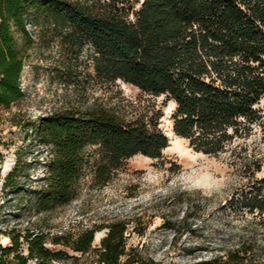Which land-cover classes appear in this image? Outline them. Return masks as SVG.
Listing matches in <instances>:
<instances>
[{
  "label": "trees",
  "instance_id": "obj_1",
  "mask_svg": "<svg viewBox=\"0 0 264 264\" xmlns=\"http://www.w3.org/2000/svg\"><path fill=\"white\" fill-rule=\"evenodd\" d=\"M135 3H139L138 6ZM0 0V104L23 97L20 86L25 52L33 42L27 24L50 29L71 47L90 45L96 77L122 79L154 96L176 103L173 132L195 151L219 155L230 151L233 163L254 176L261 169L255 155L243 154L258 125L264 131V0ZM132 16V17H131ZM21 41H19V37ZM160 108L124 119L104 109H66L40 117L32 130L48 148L46 182L36 189L37 206L48 211L69 202L76 193L83 166L97 154L95 176L103 182L123 161L141 154L158 158L169 146L159 128ZM93 147L88 153L87 148ZM231 148V149H230ZM17 167V164H16ZM14 167L5 185L15 192ZM45 176V175H44ZM241 207L264 217V176L242 192ZM239 201V199L233 200ZM232 201V202H233ZM232 204H230L231 206ZM98 246L97 227L76 239L52 237L81 254L92 252L96 264L142 263L129 248L127 222L111 221ZM0 264H56L74 256L52 250L42 231H0ZM22 243L27 254L22 253ZM77 258V256H75ZM190 264H264V233L243 238L224 253Z\"/></svg>",
  "mask_w": 264,
  "mask_h": 264
},
{
  "label": "rangeland",
  "instance_id": "obj_2",
  "mask_svg": "<svg viewBox=\"0 0 264 264\" xmlns=\"http://www.w3.org/2000/svg\"><path fill=\"white\" fill-rule=\"evenodd\" d=\"M27 29L33 42L26 49L20 76L23 97L8 106L0 104V231L44 232L49 248L74 255L56 264L96 262L92 252L81 254L54 244L52 237L76 239L84 229L97 227L95 247L107 231L101 227L115 220L127 222V246L134 248L133 255L143 264H190L224 253L252 233L262 236L264 217L242 208L240 202L242 192L254 185L255 178L264 176V131L258 125L247 139H237L231 147L245 141L243 154L261 160L254 176L240 163H233L230 151L194 153L186 141L165 149L158 158L132 156L103 182L95 176L94 153L82 168L75 196L61 206L40 210L35 191L46 182L48 148L31 128L40 117L66 109L104 108L131 119L155 107L162 111L159 128L166 133L176 105L164 95L144 94L123 81L96 77L90 45L65 46L48 28L29 23ZM259 105L264 107V98ZM87 152L92 153L93 147ZM14 167L12 192L5 180ZM3 237L0 233L1 243ZM19 251L27 254V245L22 243ZM10 254L4 259L16 264Z\"/></svg>",
  "mask_w": 264,
  "mask_h": 264
},
{
  "label": "bare ground",
  "instance_id": "obj_3",
  "mask_svg": "<svg viewBox=\"0 0 264 264\" xmlns=\"http://www.w3.org/2000/svg\"><path fill=\"white\" fill-rule=\"evenodd\" d=\"M118 80L123 81L122 79H118ZM123 82H124V81H123ZM124 83H126V82H124ZM127 84H129V83H127ZM129 85H131V84H129ZM173 104L176 105L175 102H173ZM166 134H167V135L169 136V138H170V144H169V146L166 147L165 149H167V148H171V147H174V146H175V147H178V146H177L178 144H182V142L184 143V142L187 141V139H185L184 137H180V136L176 135V134L173 132V129H172V121H171V123H170V130L167 131ZM190 148H191V147L185 145V149L190 150ZM165 149H164V150H165ZM164 150H163V151H164ZM194 153H201V152L194 151ZM137 155H141V154H137ZM194 155H195V154H194ZM142 156H144V155H142ZM144 157L151 159V157H148V156H144ZM97 238H98V239L100 238V234H99V232H97L96 239H97ZM96 239H95V240H96ZM2 243H3L4 245H6V244L8 243V237H7V236H4V237H3Z\"/></svg>",
  "mask_w": 264,
  "mask_h": 264
},
{
  "label": "water",
  "instance_id": "obj_4",
  "mask_svg": "<svg viewBox=\"0 0 264 264\" xmlns=\"http://www.w3.org/2000/svg\"><path fill=\"white\" fill-rule=\"evenodd\" d=\"M142 2H143V0H141V3H142ZM141 3H140V4H141Z\"/></svg>",
  "mask_w": 264,
  "mask_h": 264
}]
</instances>
